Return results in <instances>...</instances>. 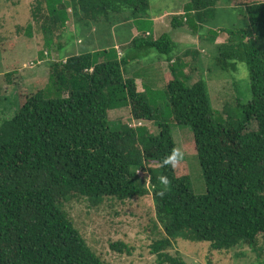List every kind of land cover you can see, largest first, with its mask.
<instances>
[{
  "label": "trees",
  "instance_id": "1",
  "mask_svg": "<svg viewBox=\"0 0 264 264\" xmlns=\"http://www.w3.org/2000/svg\"><path fill=\"white\" fill-rule=\"evenodd\" d=\"M32 1V23L24 33L31 37L32 24L42 36L36 60L47 63L48 84L29 92L18 73L5 74L15 99L8 103L0 95V112H9L0 119V264H104L65 205L85 200L97 207L107 199L148 195L153 229L162 231L149 247L157 264H186L167 253L178 241L207 244V264L213 263L212 252L223 256L245 248L255 264H264V2L188 0L184 12L170 19L174 29L187 25L197 31L214 26L220 1L244 10L249 30L233 26L210 38L214 43L220 32L226 35L216 46L217 68L234 73L241 62L248 70L251 100L238 105L241 118L233 122L214 118L202 78L188 84L201 65L195 50L177 54L167 35L156 40L148 31L133 35L134 28L145 26L140 20L150 0ZM70 20L84 28L127 24L132 39L120 46L122 53L114 45L59 58L73 39L66 31ZM153 50L171 62L163 93L168 118L151 105L157 103L151 96L156 91L146 86L138 91L129 73L132 63ZM123 108L138 126L109 120L110 111ZM166 120L190 128L205 194L193 193ZM142 121L155 124L158 133ZM110 248L130 253L124 243Z\"/></svg>",
  "mask_w": 264,
  "mask_h": 264
},
{
  "label": "rangeland",
  "instance_id": "2",
  "mask_svg": "<svg viewBox=\"0 0 264 264\" xmlns=\"http://www.w3.org/2000/svg\"><path fill=\"white\" fill-rule=\"evenodd\" d=\"M242 1L245 4L264 2V0ZM32 2V0L0 1V95L6 98L8 103L14 102L15 99V93L8 86L5 78L8 72L18 73L29 92H35L48 84L47 63L36 60L43 42L42 36L32 24L30 27L34 28L31 37L29 38L24 33L28 23H32L30 14ZM187 3L188 0H150L148 13L140 20L144 21L145 26L139 32L136 28L134 30L138 32L136 33L138 36H143L148 31L151 34L150 38L154 40L167 35L176 45L177 54L185 50L192 52L195 50L201 58V65L199 71L191 76L188 84L202 78L207 84L206 96L214 111V118L224 121L226 117H230L235 122L241 118L242 114V109L238 105L245 106L251 100L248 70L241 62L236 63L234 73L224 72L217 68L214 61L217 55L216 46L225 41L226 35L220 32L215 43H211L210 38L216 32L218 33L219 29L233 26L249 30V19L242 8L229 7L220 1L216 5L214 26L198 28L197 31H193L187 25L172 28L170 25L172 15L183 13ZM155 20H159L158 24L157 22L155 24ZM17 26L22 30L18 32ZM66 26L67 33H72L73 39L66 41L67 43L58 53L59 58L73 53L106 50L114 45L121 50L120 46H125L132 39L131 30L127 24L110 27L99 23L93 27L84 28L70 20ZM80 41L82 44H79ZM125 49L128 50V47H124ZM158 57L160 56L155 50L151 51L145 58L138 59V64L132 63L129 73L135 76L138 91H142L143 86L156 91V94L152 93L151 96L157 103H151V105L154 108H160L164 117L168 118L170 112L163 93L165 91L164 78L169 76L166 67L171 62ZM192 58L191 55L184 59L186 62H191ZM160 66L161 68L163 66L165 74ZM7 115H9L8 108L5 114L0 112V119ZM108 118L111 121H122L132 127L139 124V121L131 118L129 108L112 110L108 113ZM166 122L170 126L177 154L186 164L193 193L199 196L205 194L206 188L193 147L190 128L178 126L169 120ZM141 123V126L148 128L154 135L158 133L155 124L145 121ZM64 208L88 247L104 264H157L156 257L150 254L149 247L161 236L162 231L159 227L156 230L153 229L155 213L150 195L123 202L107 199L97 207L90 206L85 200L72 201ZM113 243H124L129 247L130 253L125 251L119 253L111 249L110 244ZM208 252L207 244H186L182 241L174 242L167 250L168 254L180 257L186 264H207ZM211 262L212 264H255V256L247 248L231 251L223 256L212 252Z\"/></svg>",
  "mask_w": 264,
  "mask_h": 264
},
{
  "label": "crops",
  "instance_id": "3",
  "mask_svg": "<svg viewBox=\"0 0 264 264\" xmlns=\"http://www.w3.org/2000/svg\"><path fill=\"white\" fill-rule=\"evenodd\" d=\"M156 22H157V24H158L159 20H158V21L155 20V24H156ZM132 33H133L134 36L137 35V34H136V33H137L136 31H133ZM219 38H220V37H219ZM215 42H216V40H215ZM215 42H214V43H215ZM160 68H161V66H160ZM166 69H168V67H166ZM161 70L163 71V73L165 72V71L163 70V66H162ZM164 74H165V73H164Z\"/></svg>",
  "mask_w": 264,
  "mask_h": 264
}]
</instances>
